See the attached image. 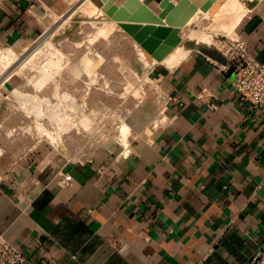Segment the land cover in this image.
<instances>
[{"label":"crops","instance_id":"obj_1","mask_svg":"<svg viewBox=\"0 0 264 264\" xmlns=\"http://www.w3.org/2000/svg\"><path fill=\"white\" fill-rule=\"evenodd\" d=\"M68 1L0 0V49L29 45ZM235 34L264 64L263 17L248 13ZM223 64L210 45L155 64L164 116L123 155L18 152L0 116V234L23 264H242L264 248V105L240 97Z\"/></svg>","mask_w":264,"mask_h":264},{"label":"rangeland","instance_id":"obj_2","mask_svg":"<svg viewBox=\"0 0 264 264\" xmlns=\"http://www.w3.org/2000/svg\"><path fill=\"white\" fill-rule=\"evenodd\" d=\"M92 1L100 5V0ZM106 2L111 4L110 0ZM145 3L151 7L155 4L149 0ZM73 8L59 15L52 14V18L46 17L29 45L15 48L20 52L16 60L18 68L9 72L8 79L0 85V116L5 119L2 129L12 131L14 136L2 133V143L12 145L18 152L43 146L71 161L92 159L103 147L117 148L116 154H126L129 147L134 148V143L143 139L150 124L158 127L164 116L156 92L160 86L149 74L151 56L140 54L137 45L142 39L138 38L137 42L129 35H134L141 22L115 20L111 31L97 32L88 23L89 19L77 18ZM153 9L159 16L164 15L161 8ZM250 12L264 19V0ZM230 18L231 14L223 17L221 27L217 26L211 34L215 38L203 32L212 30L214 21L209 17L196 19L197 23L191 25L196 31L185 45H194L201 36L200 46L216 49L217 37L236 36L235 28L233 33L227 29ZM72 20L86 36L81 43L74 42L69 34L64 35L72 33L69 30ZM162 21L158 26L167 27V22ZM184 30H180L181 39L185 37ZM46 41L56 46L53 52L43 44ZM67 94L76 102L65 97ZM153 107L155 113L148 126L134 129L133 125L141 123L143 115ZM122 120L128 126V134L119 131ZM40 130L52 131L53 135L49 133L48 138L46 131ZM126 146L129 147L125 150Z\"/></svg>","mask_w":264,"mask_h":264},{"label":"bare ground","instance_id":"obj_3","mask_svg":"<svg viewBox=\"0 0 264 264\" xmlns=\"http://www.w3.org/2000/svg\"><path fill=\"white\" fill-rule=\"evenodd\" d=\"M70 1H68V2H70ZM180 1L181 0H178L176 3L172 2L173 6H170L167 1H161V2H157V3L155 2L153 7L161 8L163 10V13L162 12L161 13L164 14L162 16H159V14L155 13L156 16H159L161 19H163L167 22L166 18H167L170 11H176V13L180 12V9H179L181 7ZM187 1L189 2L190 0H187ZM248 1L249 2L253 1V3H251L250 5H246V3L243 2V0H219L218 2H216L217 5L213 4V5H216V7L213 10L209 9L208 11H203L200 8H197L194 15L188 19V21L184 24V26L179 27L178 32L176 34L172 35V39H171L170 43H166L165 40L169 37V35L171 33L170 31L173 29L172 26L168 25L167 27H160V26H158V24H159L158 22H151V23L141 22V23H138V27L135 28L136 31H140L142 29V30L146 31L147 34L140 41L139 45H137V50L143 56H145V54H149V56H151V60H149L150 63L148 64L149 70L157 63H166L168 66H173V65L179 63V61H181L182 59L187 58L190 55V53L192 52V50L198 48L200 46V44L202 43L203 37L201 39V36H199V39L195 42V44L193 46H188V45L186 46L185 45L186 42L191 40L192 33L194 31H196L194 29H191L192 28L191 25L195 24L196 19H199L201 17H209V19H212L214 21V23L212 25V30H210V29L208 31H205L206 29L203 30V32H207L211 35V34H214L216 32L217 28H219L217 26H220V24H221L220 22L222 21L223 17L228 15V14H231V18H230V21L228 22L229 25L227 26V29L229 30V32L233 33V29L242 20V18L246 15V13L252 11L254 8H257L258 3L261 2L262 0H248ZM70 3L72 4V6H74L73 10H76V12L74 14L77 16L83 17L86 20L89 19L90 21L87 20V21H89L88 23L92 24V26H95V28L97 29L96 30L97 32H99V31H101V32L111 31L112 30L113 24H114L113 22H115V20H113L111 18V15L115 11L116 8L114 9V7L116 5L111 4V6L108 8V11H102L100 9V7L96 3H94L92 0H75V1L72 0V2H70ZM140 3L145 4L149 9H151L153 12H155L153 7H151L145 3V0H133V1H131L130 9L136 8V6L138 7V5ZM118 4H120V3H118ZM68 20H69V18H68ZM73 23H75V20L70 21V29L72 32V34L70 36H73L72 39L74 42L81 43L82 41H84L86 36L84 35V33L82 32L80 27L77 26V28H73V26H72ZM64 24H65V22H64ZM119 25H121V24H119ZM214 28H215V30H214ZM119 29H121V28H119ZM181 29L182 30L185 29L184 30L185 37L183 39H181V37H180V35L182 34L180 31ZM202 36H203V34H202ZM211 37H213V35H211ZM213 38H215V37H213ZM176 39H179L180 43L177 46H174L173 42ZM137 42H139V41H137ZM43 44H45V46H47L48 51L53 52L56 48L55 45H52V43L48 44L47 41L44 42ZM43 44H41V45L43 46ZM19 54H20V52L18 50H16L15 48L5 47V48L0 49V85L3 83V81L8 79V77L10 76L9 72L17 70V68H18L17 66L19 64V61H16V60L20 56ZM15 61H16V63H15ZM127 127L128 126L126 125V123H124L122 120V123H120L119 131L123 134H128L129 131H127L128 130ZM153 128H154V125H153ZM40 131L41 132L46 131L47 136L49 133L52 134V131H49V130H40ZM122 137L123 136H121V138ZM48 138H49V136H48ZM53 138H54V136H53ZM121 141H123V140H121ZM128 147L129 146H126L125 150ZM130 149H131V147H129V150ZM129 150H127V151H129Z\"/></svg>","mask_w":264,"mask_h":264},{"label":"built area","instance_id":"obj_4","mask_svg":"<svg viewBox=\"0 0 264 264\" xmlns=\"http://www.w3.org/2000/svg\"><path fill=\"white\" fill-rule=\"evenodd\" d=\"M216 49L224 58L222 69L233 74L232 86L235 92L254 107L263 106L264 64L249 53L246 43L238 36L217 37ZM66 96L70 97L69 94ZM62 180L69 183L72 180L71 174H62ZM25 260V254L0 234V264H23ZM242 264H264V248L258 249L253 257Z\"/></svg>","mask_w":264,"mask_h":264},{"label":"water","instance_id":"obj_5","mask_svg":"<svg viewBox=\"0 0 264 264\" xmlns=\"http://www.w3.org/2000/svg\"><path fill=\"white\" fill-rule=\"evenodd\" d=\"M107 0H101L102 4L99 5L100 9L102 11H107L108 8L111 6V4H115L116 0H110L111 4L106 2ZM131 1L133 0H124L119 5H116L114 7L115 11L112 13L111 18L116 21H137V22H144V23H151V22H158L159 24H163L162 19L159 16H156L155 12H153L151 9H149L145 4L140 3L138 7L131 8ZM161 1H167L170 6H173L172 1L168 0H161ZM160 1V2H161ZM219 0H190L189 2L187 0H181L180 5L181 7L180 12L176 11H170L167 16V24L169 26H172V30L170 31L169 37L165 40L166 43H170L172 39V35L176 34L178 32V28L184 26V24L188 21L189 18H191L194 13L196 12L197 8H200L203 11L213 10ZM216 4V5H213ZM178 9V10H179ZM78 18H81L78 16ZM73 28H77V22L72 24ZM68 30V29H67ZM69 30L71 31L70 27ZM69 36L72 33H65L64 35ZM147 32L144 30L136 31L134 35L129 33L136 41H139V39H143L146 36ZM71 39L73 36H70ZM137 37V38H135ZM139 38V39H138ZM180 43L179 39H176L173 42L174 46H177ZM189 46H193L192 43H188ZM201 46H199L197 49H200Z\"/></svg>","mask_w":264,"mask_h":264}]
</instances>
